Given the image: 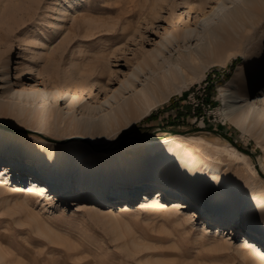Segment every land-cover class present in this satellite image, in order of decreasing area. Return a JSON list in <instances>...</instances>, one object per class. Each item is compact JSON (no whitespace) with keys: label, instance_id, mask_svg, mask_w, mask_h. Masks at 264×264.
Returning a JSON list of instances; mask_svg holds the SVG:
<instances>
[{"label":"rangeland","instance_id":"1","mask_svg":"<svg viewBox=\"0 0 264 264\" xmlns=\"http://www.w3.org/2000/svg\"><path fill=\"white\" fill-rule=\"evenodd\" d=\"M219 2L0 0V64L7 63L11 82L32 69L30 83H39L49 91L53 86L50 77L74 63L61 95L76 93L91 103L96 99L86 98L75 86L97 83L98 76L106 84L108 76L115 75L111 88L118 87L141 54L156 47L170 16L181 5L201 3L210 9ZM181 43L179 36L168 46L172 50L169 63L178 61L175 49ZM232 48L237 52L224 63L211 65L201 81L153 107L129 128L98 141L100 145L86 143L74 149L72 138L43 139L36 135L45 143L66 145L64 151L74 149L69 157L76 159L60 175L52 193L31 202H26L23 194L32 172L24 167L26 173H21L9 166V162L29 160L21 139H30L26 135L29 131L0 122V167L6 166L0 170V264H246L243 251L238 250L241 232L236 230L240 233L234 238L227 235L230 226L212 214H198L196 221L185 209L174 214L170 206L175 205L179 193H166L162 205L140 207L142 194H153L161 185L153 177L111 182L120 183L124 189H91L94 183L88 182L100 170L91 168V160L83 154L93 152L91 157H97L120 150L127 155L124 159L135 157L150 166L183 169L185 165L198 188L208 193L207 201L210 194L226 187V213L240 219L258 213L259 206L264 208V130L256 127V133L248 122L243 130L222 120L219 89L222 85L236 100L263 98L264 67L242 89L236 77L226 82L237 64L243 70L245 62L258 63L263 56L264 9L245 20ZM96 97L102 101L104 94ZM143 106L132 107L127 117L137 116ZM24 132L28 133L21 134ZM236 152L244 157L235 156ZM205 165L221 171L205 173ZM168 172L163 170V175L170 180ZM36 183L38 189L42 187ZM174 186L172 183L170 188ZM188 210L194 209L190 206Z\"/></svg>","mask_w":264,"mask_h":264},{"label":"bare ground","instance_id":"2","mask_svg":"<svg viewBox=\"0 0 264 264\" xmlns=\"http://www.w3.org/2000/svg\"><path fill=\"white\" fill-rule=\"evenodd\" d=\"M261 9H264V0H220L210 9L201 3L181 5L170 16L156 47L141 54L137 64L124 75V79L119 81L118 87L111 88L115 75L113 77L109 75L106 84H102L104 78L98 76L95 78L97 83L88 82L83 86H75L74 89L82 91L80 93L86 95V98L96 99L92 101L93 103L82 101L76 93L69 97L61 95L60 89L71 76L75 68L74 63L56 76L50 77L48 81L53 86L49 91L46 87L40 88L39 83H30L32 69L17 75L15 81H9L7 63H1L0 122L16 129L27 128L29 131V133H21H28L26 135L30 138H21L29 160L20 164L9 162L13 170L26 173L25 167L32 172L30 174L32 180L23 194L26 202H31L32 198L40 195L46 196V193H52V190H55L60 175L66 173L76 159L69 157V153L74 149L81 145L86 146V143L100 145L98 141L109 138L121 129L129 128L134 122L147 115L153 107L167 102L173 95L201 81L211 65H219L227 61L231 54L237 52V49L232 48V44L238 36V30L244 25L245 20L249 21L258 15ZM179 36L182 43L175 49L178 61L170 62L171 66L167 67L170 64L169 56L172 55V50H168V46ZM228 50L233 51L227 52ZM243 65V70H239V64L236 65L227 84L236 77L237 86L242 89L247 80L257 78L264 67V54L258 63L245 62ZM107 67L109 68V65ZM95 90L97 94H104L102 101L97 99L96 93L92 94ZM219 90V99H223L224 106L221 113L222 120L243 130L247 122L254 127L256 133V127L264 130V96L250 102L248 98L236 100L230 97L222 85ZM59 104L65 107L60 108ZM139 105H144V108L137 111V116L127 117L130 109L132 107L136 109ZM61 109L65 111L62 112ZM36 135L43 139L72 138L73 144L76 145L74 149L64 151L63 147L66 145H51L38 140ZM0 138H2L1 134ZM83 154L86 160H91V168L100 170L92 175L91 181L88 182L94 183L91 189L101 188L102 191L106 188L107 190L124 189L125 187H122L120 183L111 184V182L114 179L133 181L153 177L161 182V185L157 186L159 189L153 194L147 191L142 194L140 207L151 208L162 205V198L166 196V193H179L177 196L179 199L173 202L175 205L170 206L174 214L185 209L186 214L193 221L198 219V214H212V217L223 220L230 226L226 231L227 235L234 238L241 232L242 235L237 236L240 239L238 250L243 251L246 264H264V208L262 206L258 207V213L240 219L231 216L228 211L226 213L224 208V197L228 194L226 187L210 194L211 198L207 201L205 197L208 193H203L202 188H198L185 165L183 169L177 166L171 167L172 165L169 169L152 164L150 166L147 164L149 162L145 163L146 161L135 157L128 156L127 160L124 159L127 155L120 150L97 154V157H91L95 154L93 152ZM237 155L244 157L240 152H236L235 156ZM4 168L6 166L3 165L0 170ZM163 170L169 171L170 180L163 175ZM204 171L217 174L221 168L205 165ZM42 179H45L48 185L43 183ZM36 182L42 183L39 184L42 187L38 189ZM172 183L175 184L174 188H170ZM122 191L119 192L122 193ZM186 200L190 201L186 202ZM190 206L194 210H188ZM168 211L166 209L165 212L168 213Z\"/></svg>","mask_w":264,"mask_h":264},{"label":"trees","instance_id":"3","mask_svg":"<svg viewBox=\"0 0 264 264\" xmlns=\"http://www.w3.org/2000/svg\"><path fill=\"white\" fill-rule=\"evenodd\" d=\"M231 64L233 65V63H232V62H231ZM232 65H231V66H232ZM212 93H213V92H212ZM212 93H211V94H212ZM211 96H212V95H211ZM240 147H241V146H240Z\"/></svg>","mask_w":264,"mask_h":264},{"label":"water","instance_id":"4","mask_svg":"<svg viewBox=\"0 0 264 264\" xmlns=\"http://www.w3.org/2000/svg\"><path fill=\"white\" fill-rule=\"evenodd\" d=\"M222 135V134H221ZM226 138V137H225ZM226 139H228V138H226ZM229 140V139H228ZM245 152V151H244ZM248 153V152H247Z\"/></svg>","mask_w":264,"mask_h":264}]
</instances>
